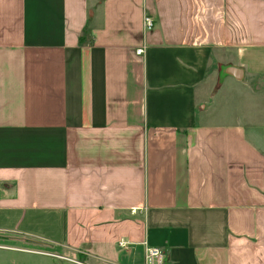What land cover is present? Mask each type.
<instances>
[{
	"label": "crops",
	"instance_id": "crops-1",
	"mask_svg": "<svg viewBox=\"0 0 264 264\" xmlns=\"http://www.w3.org/2000/svg\"><path fill=\"white\" fill-rule=\"evenodd\" d=\"M0 234L264 264V0H0Z\"/></svg>",
	"mask_w": 264,
	"mask_h": 264
},
{
	"label": "rangeland",
	"instance_id": "rangeland-1",
	"mask_svg": "<svg viewBox=\"0 0 264 264\" xmlns=\"http://www.w3.org/2000/svg\"><path fill=\"white\" fill-rule=\"evenodd\" d=\"M18 243H21L25 249L32 250V251L39 250L42 252L44 251L46 253H51L53 251L52 249H50L51 248L50 246L43 244L40 241L21 238V237L9 235V234H0V246H13V245H16ZM153 248H156V247H153ZM145 257H146V255H145ZM80 260H82V259H80ZM80 260H76V262H78V263L82 262Z\"/></svg>",
	"mask_w": 264,
	"mask_h": 264
},
{
	"label": "built area",
	"instance_id": "built-area-1",
	"mask_svg": "<svg viewBox=\"0 0 264 264\" xmlns=\"http://www.w3.org/2000/svg\"><path fill=\"white\" fill-rule=\"evenodd\" d=\"M144 22L145 28L147 30H151L155 26V20L150 16H147ZM139 52L141 53L142 50H140ZM134 211L135 209L133 210V212ZM145 264H165V256L163 252L158 248L147 247Z\"/></svg>",
	"mask_w": 264,
	"mask_h": 264
}]
</instances>
